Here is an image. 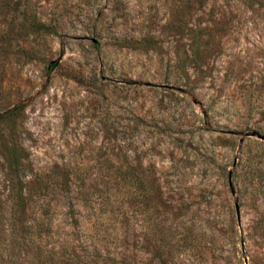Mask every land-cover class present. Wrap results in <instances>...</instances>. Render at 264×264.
<instances>
[{
    "label": "rangeland",
    "instance_id": "374dc122",
    "mask_svg": "<svg viewBox=\"0 0 264 264\" xmlns=\"http://www.w3.org/2000/svg\"><path fill=\"white\" fill-rule=\"evenodd\" d=\"M19 101L40 244L264 264V0H0V111ZM7 187L0 158L3 222Z\"/></svg>",
    "mask_w": 264,
    "mask_h": 264
},
{
    "label": "trees",
    "instance_id": "16d2710c",
    "mask_svg": "<svg viewBox=\"0 0 264 264\" xmlns=\"http://www.w3.org/2000/svg\"><path fill=\"white\" fill-rule=\"evenodd\" d=\"M26 27L31 31L45 29L44 24L35 20H30ZM144 44L151 46V43ZM23 108V103L19 101L0 111V158L8 173L7 197L10 203L7 221H0V238L11 249L4 255L0 253V264H96L94 251H88L82 256L75 251L65 252L62 247L40 244L42 235L39 231L43 230V226H48V220L42 218L26 221L22 217L31 195L22 181L26 153L15 132V121L21 116ZM5 122H9V125Z\"/></svg>",
    "mask_w": 264,
    "mask_h": 264
},
{
    "label": "water",
    "instance_id": "95a60500",
    "mask_svg": "<svg viewBox=\"0 0 264 264\" xmlns=\"http://www.w3.org/2000/svg\"><path fill=\"white\" fill-rule=\"evenodd\" d=\"M234 208H235L236 218L238 219V208H237V205H234Z\"/></svg>",
    "mask_w": 264,
    "mask_h": 264
}]
</instances>
